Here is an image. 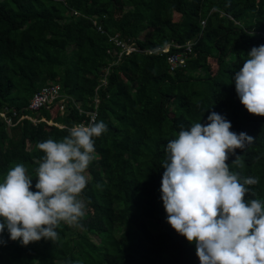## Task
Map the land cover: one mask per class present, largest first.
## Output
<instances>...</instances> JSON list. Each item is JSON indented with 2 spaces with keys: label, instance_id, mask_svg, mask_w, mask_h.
Segmentation results:
<instances>
[{
  "label": "trees",
  "instance_id": "obj_1",
  "mask_svg": "<svg viewBox=\"0 0 264 264\" xmlns=\"http://www.w3.org/2000/svg\"><path fill=\"white\" fill-rule=\"evenodd\" d=\"M115 35L142 51L119 58ZM187 42L188 63L172 72L168 56ZM262 44L264 0H0V110L67 126L26 118L9 131L0 120V178L23 164L36 191L44 155L37 144L61 140L87 117L75 102L90 111L98 99L97 121L107 125L87 170L82 197L91 216L83 227L62 223L57 241L27 246L5 230L0 264H200L195 245L167 222L164 147L181 124L225 116L231 131L253 138L226 163L258 178L245 200L264 201V116L246 110L232 79ZM50 82L61 84L68 110H27Z\"/></svg>",
  "mask_w": 264,
  "mask_h": 264
},
{
  "label": "clouds",
  "instance_id": "obj_2",
  "mask_svg": "<svg viewBox=\"0 0 264 264\" xmlns=\"http://www.w3.org/2000/svg\"><path fill=\"white\" fill-rule=\"evenodd\" d=\"M232 79L240 102L250 114L264 116V44L253 47ZM207 123L180 125L164 147L161 199L167 222L196 247L200 264H264V201L245 200L255 192V177H241L226 163L229 154L253 138L231 131L225 116L211 112ZM107 131L94 117L68 129L56 141L37 144L44 155L33 178L17 164L0 178V236L12 241L58 240L63 223L80 229L86 214L82 197L87 170L96 158L95 140ZM239 156L232 164L238 163ZM7 241L0 239V245Z\"/></svg>",
  "mask_w": 264,
  "mask_h": 264
},
{
  "label": "built area",
  "instance_id": "obj_3",
  "mask_svg": "<svg viewBox=\"0 0 264 264\" xmlns=\"http://www.w3.org/2000/svg\"><path fill=\"white\" fill-rule=\"evenodd\" d=\"M110 41H113L117 46L121 48L119 58L123 55H129L133 51H142L133 42H125L119 37V35L110 36ZM168 52L169 46L165 48H158L156 50H149V53L153 52ZM193 51V46L191 42L182 48L181 51L172 53L168 56V62L170 64V69L174 72L176 69L185 67L188 63L189 54ZM115 54V52H114ZM68 96L62 92V86L58 82H50L45 85L41 90L36 92L30 100L29 105L26 107L27 110L38 112L42 109H51L53 106L58 105L62 113L68 110ZM98 99H96L97 105L94 110L86 111L80 104L75 102L77 108H79L80 113H86L87 117L80 123L88 124L94 117L96 120L98 118ZM31 119L34 122H38L44 119L33 118L31 115L19 110L15 107H4L0 110V120L5 123L6 128L10 131L13 127L19 124L23 119ZM79 124V123H78ZM62 128H67L66 125H59ZM69 128V127H68Z\"/></svg>",
  "mask_w": 264,
  "mask_h": 264
},
{
  "label": "rangeland",
  "instance_id": "obj_4",
  "mask_svg": "<svg viewBox=\"0 0 264 264\" xmlns=\"http://www.w3.org/2000/svg\"><path fill=\"white\" fill-rule=\"evenodd\" d=\"M51 124H54L53 122H51ZM87 177H88V173H87ZM86 218L89 219V216H91V211L89 209L86 208V214H85Z\"/></svg>",
  "mask_w": 264,
  "mask_h": 264
},
{
  "label": "crops",
  "instance_id": "obj_5",
  "mask_svg": "<svg viewBox=\"0 0 264 264\" xmlns=\"http://www.w3.org/2000/svg\"><path fill=\"white\" fill-rule=\"evenodd\" d=\"M42 119H44V120H46V118H42ZM48 123H50L51 124V122H53V121H48V120H46ZM54 123V122H53ZM54 124H56V125H62V124H59V123H54Z\"/></svg>",
  "mask_w": 264,
  "mask_h": 264
}]
</instances>
